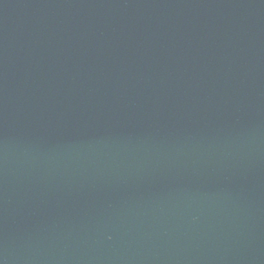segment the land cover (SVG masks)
<instances>
[{"label":"water","instance_id":"obj_1","mask_svg":"<svg viewBox=\"0 0 264 264\" xmlns=\"http://www.w3.org/2000/svg\"><path fill=\"white\" fill-rule=\"evenodd\" d=\"M0 264H264V0H0Z\"/></svg>","mask_w":264,"mask_h":264}]
</instances>
